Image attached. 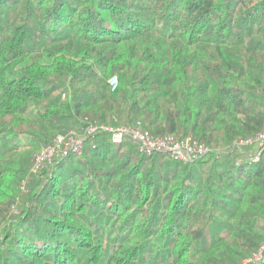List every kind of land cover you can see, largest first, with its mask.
Listing matches in <instances>:
<instances>
[{
	"label": "trees",
	"instance_id": "trees-1",
	"mask_svg": "<svg viewBox=\"0 0 264 264\" xmlns=\"http://www.w3.org/2000/svg\"><path fill=\"white\" fill-rule=\"evenodd\" d=\"M94 123L227 150L99 131L31 171ZM263 128L264 0H0V264H264Z\"/></svg>",
	"mask_w": 264,
	"mask_h": 264
},
{
	"label": "built area",
	"instance_id": "built-area-1",
	"mask_svg": "<svg viewBox=\"0 0 264 264\" xmlns=\"http://www.w3.org/2000/svg\"><path fill=\"white\" fill-rule=\"evenodd\" d=\"M109 82L112 89L117 87L118 82L116 77L111 78ZM99 131L110 132L112 141L115 143H121L127 139L133 144H136L139 147V150L143 153L150 155L154 152H163L172 159L181 161L183 163H189L198 160L212 151V148L209 145L196 140L192 136H187L184 138H177L173 134L156 136L153 135L149 130L143 129L141 127H133L128 125L111 127L110 125L106 124L94 123L87 127L84 136L77 134L75 131L57 135L51 143L45 145L40 151L34 154L32 157L31 171L38 173L42 168L51 163L54 158L66 156L70 152L80 153L85 138L93 136ZM235 146L239 149L251 147L252 150L249 155L251 161H258L264 150V128L253 137L244 138L237 141ZM21 188L24 192H27L24 183H22ZM263 259L264 242L258 251L248 259V261H259Z\"/></svg>",
	"mask_w": 264,
	"mask_h": 264
},
{
	"label": "rangeland",
	"instance_id": "rangeland-1",
	"mask_svg": "<svg viewBox=\"0 0 264 264\" xmlns=\"http://www.w3.org/2000/svg\"><path fill=\"white\" fill-rule=\"evenodd\" d=\"M57 93H58V91L55 92V94H57ZM111 127H113V126H111ZM71 131H75L77 133V131L74 130V129L69 130V132H71ZM77 134H79V133H77ZM210 147L213 150L212 152H214L215 154H218V155L221 154L222 152H226V150H227V149H225L226 146H224L223 144H220V145H210ZM13 212L16 213V209H14ZM260 223H261V225H264V221L263 220Z\"/></svg>",
	"mask_w": 264,
	"mask_h": 264
}]
</instances>
